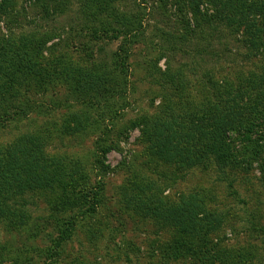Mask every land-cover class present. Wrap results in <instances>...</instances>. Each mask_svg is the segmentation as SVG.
<instances>
[{"label":"trees","instance_id":"1","mask_svg":"<svg viewBox=\"0 0 264 264\" xmlns=\"http://www.w3.org/2000/svg\"><path fill=\"white\" fill-rule=\"evenodd\" d=\"M32 1L49 19L70 12L76 2L78 17L87 24L79 31L82 38L120 43L108 66L69 64L59 45L48 46L45 34H16L14 3L0 0V128L21 123L34 113L52 116L57 106L51 110L41 100L63 88L73 100L63 104L72 112L59 128L61 135L96 136L92 170L99 179L92 187L86 162L48 154L55 126L0 148V220L13 229L25 227L30 216L20 203L36 194L48 196L59 216L53 245L44 254L51 260L48 264H56L79 225L105 207L103 178L111 170L107 157L120 151L130 130H140L157 167H172L180 173L211 165L223 174L259 170L264 178V0H160L177 9L183 31L173 37L178 43L201 35L220 43L219 28H224L229 37L240 36L246 57L257 60L259 66L236 79L202 82L206 90L201 101L192 97L191 82L159 80L162 105L130 124L123 122L130 103L129 61L137 45L145 41V30L141 20L123 12L126 0ZM56 38L60 36L54 34ZM83 50L92 61L94 50L90 46ZM168 50L174 52L175 47ZM31 97H39V102ZM165 191L146 177H136L121 189L122 204L129 213L173 230L171 242L160 248L162 261L251 264L246 252L225 248L213 238L223 221L209 209L207 197L196 193L171 201Z\"/></svg>","mask_w":264,"mask_h":264},{"label":"rangeland","instance_id":"2","mask_svg":"<svg viewBox=\"0 0 264 264\" xmlns=\"http://www.w3.org/2000/svg\"><path fill=\"white\" fill-rule=\"evenodd\" d=\"M12 2L16 20L12 28L16 34L37 37L45 34L50 41L48 46L59 45V53L75 66L87 68L112 63L120 43H93L91 39L82 38L79 31L87 24L78 17L76 2L70 12L50 19L43 16L32 0ZM122 10L141 20L145 30V41L137 45L129 61L130 103L123 113L124 124L153 114L156 106L162 105L159 80H187L191 82L192 97L201 101L206 90L202 82L236 79L259 66L257 60L246 57L247 49L240 42V36L229 37L224 28H219L220 43L211 40L210 35L178 43L173 37H179L183 31L177 9L170 3L126 0ZM54 34L60 38L53 39ZM86 46L94 50L92 61L83 50ZM169 46L175 47V51H169ZM171 74L175 79L169 78ZM60 89L41 100L51 110L57 106L52 116L34 113L21 123L0 128V148L17 138L55 126L46 147L48 154L86 162L89 187H92L99 179L92 170L96 136L61 135L59 128L70 120L72 112L63 104L73 98L70 92ZM38 98L33 100L39 102ZM127 134L120 151H113L107 157L111 170L103 178L105 207L94 219L79 225L76 236L64 247L56 264H199L194 260L167 263L160 259V248L171 242L174 232L152 220L133 215L124 207L121 189L136 177L160 183L171 201L196 193L207 197L209 209L223 221L221 231L213 237L215 241L235 252H246L251 264H264V178L259 170L223 174L209 165V168L178 173L172 167L153 165L140 130H130ZM20 209L30 216L25 227L13 229L0 220V264L51 263L44 254L52 247V238L56 237L57 214L49 197L45 194L28 196L21 201Z\"/></svg>","mask_w":264,"mask_h":264}]
</instances>
